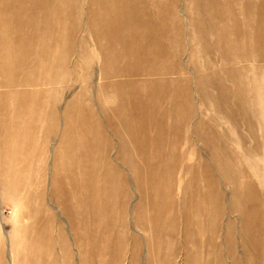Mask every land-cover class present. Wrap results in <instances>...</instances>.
Returning <instances> with one entry per match:
<instances>
[{"label":"rangeland","instance_id":"rangeland-1","mask_svg":"<svg viewBox=\"0 0 264 264\" xmlns=\"http://www.w3.org/2000/svg\"><path fill=\"white\" fill-rule=\"evenodd\" d=\"M0 264H264V0H0Z\"/></svg>","mask_w":264,"mask_h":264}]
</instances>
